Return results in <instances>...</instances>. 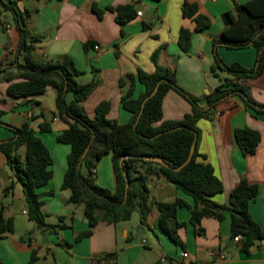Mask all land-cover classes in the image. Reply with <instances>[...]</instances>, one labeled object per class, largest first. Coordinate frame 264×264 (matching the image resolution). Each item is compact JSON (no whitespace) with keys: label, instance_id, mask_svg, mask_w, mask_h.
<instances>
[{"label":"crops","instance_id":"0c3cea01","mask_svg":"<svg viewBox=\"0 0 264 264\" xmlns=\"http://www.w3.org/2000/svg\"><path fill=\"white\" fill-rule=\"evenodd\" d=\"M248 1L18 0V9L28 12L26 28L31 35L40 38L30 52V58L36 62L71 58L80 72L78 83L95 84L82 103L87 116L94 118L97 107L102 102H109L111 109L107 117L126 124L131 114L123 108L122 99L131 88L129 76L136 79L132 86L133 98H137L145 90L137 75L140 70L149 74L155 71L151 56L157 50H160L159 63L175 72L178 85L189 95L201 99L221 84L212 71L215 53L226 65L238 63L245 68L255 65L257 51L253 46L243 49L220 46L216 51L213 47V40L221 39L226 29L224 15L228 12L235 15V2ZM185 3L196 4L199 13L210 18V27L197 32L195 21L183 17ZM95 5L104 11L101 17L94 11ZM126 5L135 8L136 16L121 24L116 20V13L108 9ZM183 28L192 32L191 45L186 51L179 44ZM19 38L12 14L5 13L0 18V60L9 64L17 57ZM24 58L21 54L18 61L24 63ZM16 72V64H10L6 73ZM220 76L224 78V74ZM246 84L252 98L264 103V72ZM8 86L5 80L0 82V110L5 112L3 125H0V142L13 137L11 128L29 124L36 131L53 160V178L38 189L43 195L42 211L47 215V224H65L67 227L39 229L30 221L21 183L16 182L14 190L5 195L4 190L16 179L6 155L0 151V206H5L4 217L14 224L12 233L0 236V264H29L33 254L37 258L35 264H98L112 253L117 255L116 264H264V239L246 251L243 238L239 242L234 240L228 216L222 221L203 218L201 227L205 232L198 234L190 223L191 213L187 208H180L177 213V222L185 223L177 232L179 243L159 226V212L155 208L146 225L141 223V214L137 210L129 220L99 223L89 237L77 242V236L89 226L84 217V205L70 204L71 192L62 189L70 146L57 140L59 134L69 128L68 121L71 120L58 116L55 89L48 88L45 93L26 99L9 96ZM66 99L70 104L73 95L68 94ZM190 111L191 104L179 93L174 90L167 93L163 101L164 120H182ZM42 124H48L50 131H41ZM197 127V148L201 155L198 161L210 164L223 185L222 192L211 199L227 205L232 190L242 179L257 184L259 194L250 203L249 212L264 233V114L255 115L238 97L230 96L217 105L211 119L200 120ZM240 128L260 133L255 154H242L235 138V131ZM25 152V147L18 150L22 160H25ZM92 171L99 186L114 191L110 153L105 154ZM83 173H89L86 166ZM149 190L151 200L159 203L183 199L193 204L190 196L163 178L152 177ZM50 191L54 192L52 196L47 194ZM140 225L147 227V231L136 244L135 230ZM184 253H187L186 257H183Z\"/></svg>","mask_w":264,"mask_h":264},{"label":"trees","instance_id":"16d2710c","mask_svg":"<svg viewBox=\"0 0 264 264\" xmlns=\"http://www.w3.org/2000/svg\"><path fill=\"white\" fill-rule=\"evenodd\" d=\"M108 10L116 13V20L121 24L136 16L135 8L131 5ZM94 11L99 17L104 13L96 5ZM7 12L13 16L20 38L17 57L9 64L0 60V82L5 80L9 83L7 93L13 98H32L45 93L48 88L55 89L58 116L66 121L71 120L68 121L69 128L59 134L57 140L70 146L62 189L71 192L68 200L70 204L84 205V217L89 226L88 230L77 236V242L89 237L99 223L115 224L129 220L137 210L141 214V223L146 225L154 208L159 212V226L176 243L180 242L178 230L185 226V223L176 220L180 208L190 211V223L198 234L205 232L201 227L203 218L222 221L228 216L233 237L242 236L246 251L264 239L261 227L249 212L250 203L259 194V186L242 179L232 190L229 204L213 201L211 197L222 192L223 185L210 164L198 161L201 155L197 148V123L211 119L223 99L236 96L255 115L264 114V103H258L252 98L246 84L264 72V0H250L242 4L235 2V15L229 12L224 15L226 29L222 32V38L213 40L215 51L220 46L227 49L255 47L257 57L252 68H245L238 63L226 65L215 53L212 71L220 78L221 84L214 92L201 99L189 95L178 85L175 72L159 63L160 50H157L151 56L155 71L149 74L140 70L137 75V80L145 88L137 98H133L132 86L136 79L129 76L131 88L122 99L123 108L131 114V119L126 124H119L107 117L111 109L109 102H102L97 107L94 118L88 117L83 111L82 103L95 84L78 83L80 72L69 57L56 62L33 61L29 55L40 38L31 35L26 28L25 15L28 12L18 9V0H0V18ZM182 14L184 18L195 21L197 32L204 31L211 25L210 18L200 14L196 4L185 3ZM191 37L192 32L189 29L181 30L179 44L183 50L189 49ZM21 54L25 57L24 63L18 61ZM10 64H16V73H6ZM220 73L224 74V78L221 79ZM158 83L160 85L157 93L146 101L143 108L144 101L153 93ZM171 90L179 93L191 104V111L182 120L163 119V101ZM68 94L73 95L70 104L66 99ZM4 115L5 112L0 110V125H3ZM40 129L48 132L50 126L42 124ZM11 131L13 137L0 143V151L6 155L9 165L15 171L16 179L4 190L5 195L8 196L14 190L16 182L21 183L29 220L39 229L66 228L65 224H47V215L42 211L43 195L38 189L53 178V160L48 148L29 124L17 129L11 128ZM235 138L242 154L248 156L255 154L261 135L256 130L240 128L236 129ZM194 143L193 156L186 163ZM21 147L26 149L25 160L18 154ZM109 153L115 176L114 191L99 186L92 171L97 162ZM147 156L160 158L169 167L145 160ZM84 166L89 170L88 175L83 173ZM179 167L182 168L176 171ZM154 176L163 178L190 196L193 204H188L183 199H176L171 203L151 200L149 182ZM47 194L52 196L54 192ZM4 210L5 206L1 205L0 236L14 231L13 221L4 217ZM116 257L115 253L108 254L98 264H116ZM36 260L33 254L29 264H35Z\"/></svg>","mask_w":264,"mask_h":264},{"label":"water","instance_id":"95a60500","mask_svg":"<svg viewBox=\"0 0 264 264\" xmlns=\"http://www.w3.org/2000/svg\"><path fill=\"white\" fill-rule=\"evenodd\" d=\"M159 85H160V83H158V86H157L156 89L153 91V93H152L149 97H147V99L144 101V103H143V108H144V106H145L146 101H147L149 98H151L152 96H154V95L157 93ZM2 142H3V141H1L0 143H2ZM194 150H195V143H194V145L192 146V149H191V152H190V156H189L188 160L186 161V163H188V162L190 161V159L192 158L193 153H194ZM144 159H145V160L155 161V162H157V163H159V164H161V165H163V166H165V167H169V165H168L167 163H165L162 159L157 158V157H154V156H147V157H145ZM186 163H185V164H186ZM181 168H182V167H179V168H177V169H175V170L177 171V170H180ZM127 186L129 187V184H128ZM146 231H147V227L142 226V225H140V226H138V227L136 228V230H135V239H134V242H135L136 244H138V243L141 241L142 237L145 236Z\"/></svg>","mask_w":264,"mask_h":264},{"label":"built area","instance_id":"2783aa9c","mask_svg":"<svg viewBox=\"0 0 264 264\" xmlns=\"http://www.w3.org/2000/svg\"><path fill=\"white\" fill-rule=\"evenodd\" d=\"M138 14L141 15L142 13L139 12ZM95 49H96V50H99V46H96ZM241 239H242V236H241V235H239L238 237H235V238H234V240H235L236 242H239ZM142 242H143V243H146V240H143ZM186 256H187V253H184V254H183V257H186Z\"/></svg>","mask_w":264,"mask_h":264}]
</instances>
